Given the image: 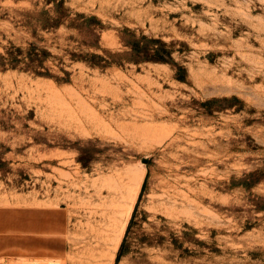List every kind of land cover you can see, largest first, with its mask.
I'll list each match as a JSON object with an SVG mask.
<instances>
[{
    "label": "rangeland",
    "instance_id": "obj_1",
    "mask_svg": "<svg viewBox=\"0 0 264 264\" xmlns=\"http://www.w3.org/2000/svg\"><path fill=\"white\" fill-rule=\"evenodd\" d=\"M0 206L65 222L0 264H264V0H0Z\"/></svg>",
    "mask_w": 264,
    "mask_h": 264
},
{
    "label": "crops",
    "instance_id": "obj_2",
    "mask_svg": "<svg viewBox=\"0 0 264 264\" xmlns=\"http://www.w3.org/2000/svg\"><path fill=\"white\" fill-rule=\"evenodd\" d=\"M64 223L57 211L0 206V261L51 256L55 241L49 236L61 234Z\"/></svg>",
    "mask_w": 264,
    "mask_h": 264
}]
</instances>
